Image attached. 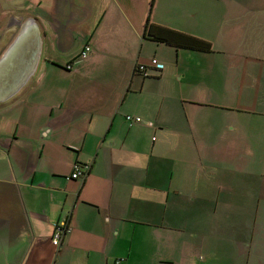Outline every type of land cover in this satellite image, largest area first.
Instances as JSON below:
<instances>
[{
    "label": "crops",
    "instance_id": "1",
    "mask_svg": "<svg viewBox=\"0 0 264 264\" xmlns=\"http://www.w3.org/2000/svg\"><path fill=\"white\" fill-rule=\"evenodd\" d=\"M0 16V56L28 19L43 41L0 104V264H264V0H0Z\"/></svg>",
    "mask_w": 264,
    "mask_h": 264
},
{
    "label": "water",
    "instance_id": "2",
    "mask_svg": "<svg viewBox=\"0 0 264 264\" xmlns=\"http://www.w3.org/2000/svg\"><path fill=\"white\" fill-rule=\"evenodd\" d=\"M0 57V104L20 92L41 61L43 41L37 21L28 19Z\"/></svg>",
    "mask_w": 264,
    "mask_h": 264
},
{
    "label": "built area",
    "instance_id": "3",
    "mask_svg": "<svg viewBox=\"0 0 264 264\" xmlns=\"http://www.w3.org/2000/svg\"><path fill=\"white\" fill-rule=\"evenodd\" d=\"M90 46H85V48L82 49L81 51V57L82 58H86L87 55L90 52ZM163 65L159 64L158 60H156L155 58L151 60V65H149L150 69H154V70H159L162 71ZM67 69H70L69 66H66ZM147 66H144V64H139L136 65L135 67V71L138 73H142L144 75V77H148V73H147ZM126 119L128 122L131 123H139L141 122L140 118H133L131 116H126ZM91 166L90 164H79L76 163L74 165V171L72 172L71 176L69 177L70 179L73 180H82L84 181L87 178L88 173L90 172ZM70 229H69V224L67 223V221L63 220L61 221L59 224H57L56 228H55V232H53V237H52V242L54 245H59L62 240L63 237L69 233ZM116 264H121L120 261L116 262Z\"/></svg>",
    "mask_w": 264,
    "mask_h": 264
},
{
    "label": "rangeland",
    "instance_id": "4",
    "mask_svg": "<svg viewBox=\"0 0 264 264\" xmlns=\"http://www.w3.org/2000/svg\"><path fill=\"white\" fill-rule=\"evenodd\" d=\"M3 30H2V18H1V16H0V39L2 38V36H3ZM0 44H1V42H0ZM1 57V56H0Z\"/></svg>",
    "mask_w": 264,
    "mask_h": 264
}]
</instances>
